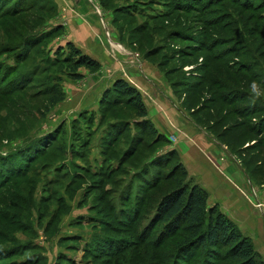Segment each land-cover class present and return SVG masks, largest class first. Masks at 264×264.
Listing matches in <instances>:
<instances>
[{
  "label": "rangeland",
  "instance_id": "obj_1",
  "mask_svg": "<svg viewBox=\"0 0 264 264\" xmlns=\"http://www.w3.org/2000/svg\"><path fill=\"white\" fill-rule=\"evenodd\" d=\"M210 1L35 0L36 7L13 11V0H4L0 12L10 11L0 15V47L10 53L0 57V68H6L0 72V264H180L175 261L187 238L183 227L162 237L160 250L155 243L163 225L150 231L143 227L159 200L174 189L189 188L192 177L164 178L176 160L158 170L161 180L146 190L138 220L128 221L135 203L127 195L137 191L138 171L167 148L147 147L152 137L135 130L134 113L125 102L105 109L103 98L113 102L114 95L102 97L101 92L120 78L139 81L136 91L145 105L154 112L163 109L168 122L176 118V127L196 131L195 118L202 127L199 134H224V144L241 160L264 204V147L256 148L258 139L247 125L254 118L225 115L226 104L206 100L220 94L221 81L246 89L251 79L263 80L264 0ZM242 2L251 6L242 8ZM79 7L100 21L90 46L99 68L82 67L78 73L86 75L74 80L71 63L52 60L61 58L59 51L65 53L63 41L73 38L66 20L78 15ZM34 38L38 41L31 45ZM228 47L239 52L221 51ZM19 51L25 54L21 59ZM234 63L246 70L243 79L228 70ZM9 66L14 74L7 72ZM143 66L155 75L145 76ZM22 77L30 78L25 89L20 88ZM57 94L60 99L53 103ZM259 103L264 106V100ZM114 118L130 120L128 131L104 142ZM138 136L144 143L119 164ZM86 247L92 251L85 253ZM227 249H208L209 261L206 249H195L180 262L234 264Z\"/></svg>",
  "mask_w": 264,
  "mask_h": 264
},
{
  "label": "trees",
  "instance_id": "obj_2",
  "mask_svg": "<svg viewBox=\"0 0 264 264\" xmlns=\"http://www.w3.org/2000/svg\"><path fill=\"white\" fill-rule=\"evenodd\" d=\"M16 1L17 0H13L12 2L15 5V9L14 8L12 9L13 11L17 9L29 10L33 7H36L35 4L36 2H34L35 0H33V2L30 3L21 2L20 4H17L18 1L17 2ZM188 1L190 2L192 0H188ZM177 3H181V0H177ZM4 4H5L4 0L3 1L0 0V7ZM241 5L242 8H248V6H251L247 2H242ZM246 10H250V9H246ZM6 11H10L9 8H6L3 12H0V15L2 13L6 14L7 13ZM50 33L53 32L51 31L47 35H49ZM36 41H38L37 38H34V41L33 43H31V45L36 43ZM244 45H246V43ZM7 49L8 48L3 50L0 47V57L3 55L8 56L7 53H10V51ZM225 49L226 50H221V51H228L229 53L239 52V48L235 49L232 47H228ZM59 54L61 55V58H55L52 60V62L54 64L60 61L65 64L71 63L72 72L69 73V76L74 80H79L82 78V76L78 73V70L82 67L88 70L99 68V63L97 61L83 54L78 48H76L74 44L70 42L66 44L65 53L63 54L62 51L61 52L59 51L57 53V56ZM24 56H25L24 52L19 51L16 54V57L19 59H21V57ZM235 65L236 63L232 64L233 68H230V65L228 64L229 66L228 70L232 71L230 73L235 76H238L239 79L240 77L241 79H243L242 73H244L243 71L246 70H242L241 66L236 67ZM4 69L6 68H2V69L0 68V72H2ZM14 69L15 68L13 66H9L7 72L10 71V73L14 74L15 73ZM34 73L32 74V76L34 75ZM224 74L228 77V74H226L225 72ZM29 79H30L29 77L21 78V82H20L21 89H25V87H27L28 83L30 82ZM252 80L254 79H251V81ZM259 82L264 83V78L262 81ZM220 84L221 86L218 87L220 89V94L217 95L219 97L218 98L219 100H216L217 96L216 97L210 96L206 100L210 104H212L213 102L215 103V101L222 102L221 106L222 104L223 105L226 104V107L230 110H228L225 115H229V113L232 112L242 121L249 118H254L255 123L250 125V122H248L247 125H249L248 127H251L249 128V130L258 139L259 145H257L256 148L263 149L261 146L264 147V106H261L259 101H257L256 103L252 102V98L248 91L249 88L248 86L246 89L241 87L232 88L233 83L232 81H228V80L221 81ZM54 90L55 92L59 91L57 87H55ZM106 93H112V95H114V99L113 102H109V101H105V98H103L102 102H105L107 104V105L103 104L106 107L105 109L109 108L108 107L109 104H113L114 106H116L117 102H119L120 104L125 102L129 110L133 111L134 113L133 119H135V124H134L135 130L139 129L140 132L145 134V136L148 135L152 137V143L147 145L148 148L155 146L158 147L168 146L170 144L168 139L162 135H159L156 132L155 128L151 125V123L148 120H146L147 112L140 97V94H138L136 89L131 87L123 80H116L115 82L112 83V86L109 90L103 92L102 97ZM59 99H60V94H57L56 98L53 100V103L57 102ZM259 114L262 115L259 118L255 119V117L258 116ZM192 119L197 126L201 127V125L195 120V118ZM129 121L130 120L123 118H114L111 122H109L108 129H106L102 137V140L104 142L105 141L111 142L113 138L117 136V134H120L121 132L127 133L128 130H126L125 128L127 129L129 128L130 126ZM240 123H242L240 124V126L243 127L245 121ZM226 131L227 130L225 129V132ZM111 134L113 135L112 137H110ZM223 135H220L217 138L219 139L225 138V136ZM134 139L130 142L131 148L129 150L127 149L124 152L123 158L120 160L119 164L123 163L127 157L133 156L135 154V150L139 148L141 144L144 143L141 136H138L137 138ZM148 159L149 160L146 161L143 164V166H141L136 176L140 180V183L137 184V186L135 187V190L137 191L133 190L135 194L132 195L133 193L132 191L131 195L130 193H128L127 195V199L130 200L132 199L131 202L134 201L135 203L133 209V216L132 217L129 216L128 221L134 222L138 220L136 219V217L139 216L141 213L146 190L148 192L150 188L154 187L153 185L155 182L157 183V181L159 182V180H161V176L158 175V170H163L170 163L176 160L174 167L171 168V170L173 171H171L169 174H166L164 178L169 179L171 175H175V174L176 175L178 174L184 178L187 177L186 170H184L182 165L178 162L175 151H169L165 155H160V156H157L155 153V155L154 154L151 155ZM6 165H4V168H7ZM192 182L193 183L191 186H189V188L187 187L177 188L174 189V191L168 193L167 195H164L159 200L157 206L154 208L150 218L144 221L146 224L145 225L143 224L144 225L143 228L147 229L148 231L152 230L153 225L154 226H156V224L163 225L162 229L158 232V237L160 241L155 243L157 245V249L160 250V246L162 245L161 243L162 237H167V235H169L171 232L172 234L178 232L179 231L178 227H183L182 230L184 231V234L187 238L184 242L180 244L181 246L179 245L178 255L175 262L181 264L182 263L180 262L181 256L183 258L185 254L191 253L195 249H202V248L206 249L205 253L209 261L212 259V257H211V252L207 253V250L214 249L215 247L218 246L219 248L220 247L228 248L226 250V254L228 255L229 259H231L234 262V264H264V262H262L259 255L254 250L251 239L244 236L234 225V223L219 211L217 206H212V207L208 206L207 192L198 184H196L193 180ZM130 187L131 184H129V186L127 187L128 192L131 191ZM125 213L130 214L129 210ZM164 239L162 238V240ZM86 251L89 252L92 250L90 249L88 250V248L86 247L84 252L86 253ZM6 255L7 252L5 256ZM93 258H97V256H94Z\"/></svg>",
  "mask_w": 264,
  "mask_h": 264
},
{
  "label": "crops",
  "instance_id": "obj_3",
  "mask_svg": "<svg viewBox=\"0 0 264 264\" xmlns=\"http://www.w3.org/2000/svg\"><path fill=\"white\" fill-rule=\"evenodd\" d=\"M77 11L78 15L66 20L69 22L68 30L73 38L63 39V42L74 44L83 54L98 62V57L94 51H91L90 46L91 44L95 45L94 37L100 30V21L97 15L92 16L93 14L87 8L85 10V8L79 7ZM58 26H61V23ZM142 70L145 76L153 77L155 75L152 72L147 73L145 66L141 68V72ZM81 74L82 76L86 75L85 72ZM119 80L125 81L134 89H140L141 84L136 78L139 85L129 77ZM102 93L101 95H103ZM142 102L147 112L146 120L151 123L159 135L170 141L168 146H162V148H167V152H176L178 162L186 170V173L207 192L208 206H217L219 211L232 221L244 236L250 238L254 250L264 262V219L261 210L252 207L261 201L253 191L256 187L241 160L224 144L223 139L214 138L207 132L209 136L200 133L203 135L201 136L198 129L202 127L199 128L196 124L194 126L198 128L197 132L196 128L190 129L188 126L178 128L176 127V118L168 122L163 109L161 112H154L153 108L152 112L145 105L143 97ZM168 118L171 119L169 116ZM171 126L176 127V130H171ZM156 153L157 156L166 154L158 155L159 151ZM224 156L227 158L223 159Z\"/></svg>",
  "mask_w": 264,
  "mask_h": 264
},
{
  "label": "clouds",
  "instance_id": "obj_4",
  "mask_svg": "<svg viewBox=\"0 0 264 264\" xmlns=\"http://www.w3.org/2000/svg\"><path fill=\"white\" fill-rule=\"evenodd\" d=\"M249 94L253 103L264 100V84L257 80H252L249 84Z\"/></svg>",
  "mask_w": 264,
  "mask_h": 264
},
{
  "label": "built area",
  "instance_id": "obj_5",
  "mask_svg": "<svg viewBox=\"0 0 264 264\" xmlns=\"http://www.w3.org/2000/svg\"><path fill=\"white\" fill-rule=\"evenodd\" d=\"M95 11H96L98 14H100L99 11H98L97 9H95ZM255 206H256L259 210H261V213H262V216H263V219H264V204L257 203Z\"/></svg>",
  "mask_w": 264,
  "mask_h": 264
}]
</instances>
